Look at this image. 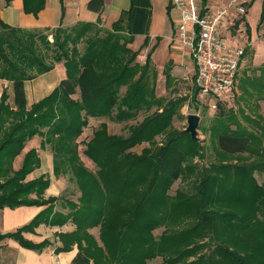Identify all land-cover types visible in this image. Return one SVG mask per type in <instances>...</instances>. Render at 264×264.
<instances>
[{
	"label": "trees",
	"instance_id": "1",
	"mask_svg": "<svg viewBox=\"0 0 264 264\" xmlns=\"http://www.w3.org/2000/svg\"><path fill=\"white\" fill-rule=\"evenodd\" d=\"M90 3L95 8L103 4L102 0ZM23 5L25 12L38 16L46 0H23ZM128 17L123 13L110 28L81 21L71 27L38 29L10 25L0 16V78L11 81L15 92V105L9 102L7 89L0 96V208L44 206L28 223L0 231V254L3 241L12 238L37 251L57 241L56 252L77 245L70 264H146L157 254L171 255L170 264H264V182L254 175L264 169V118L257 114V106L253 115L243 110L238 115L220 103L208 134L226 159L202 168L195 164L200 166L194 193L189 197L177 193L170 199L171 184L184 174L191 159H202L204 144L186 126L174 124V117L183 116L187 96L156 93L154 47L144 62L137 60L149 39L138 50L128 45L134 40ZM263 18L264 0L260 21ZM250 29L246 23L247 32ZM81 41L83 50L78 46ZM57 62L65 64L67 77L29 106L26 81L50 71ZM168 62L169 86L175 77ZM258 69L261 76H244L241 81L249 107L253 99H264V65ZM197 95L193 88V100ZM140 111L149 112L130 125L126 135L111 133L105 122L94 129L84 149L98 168L91 171L80 157L78 141L90 117L121 122ZM37 135L42 137L40 147L49 146L53 152L54 174H71L76 182L80 190L76 200L46 196L51 181L45 174L27 178L41 165L37 147L27 150L16 168L17 156ZM144 141L149 145L140 153L131 150ZM246 152L254 157L253 163L242 156ZM59 202L62 209L57 208ZM188 208L194 218L189 223L184 216L178 218L185 226L169 231L167 226L159 237L151 233ZM68 223L75 228L56 230L53 240L25 236L37 233L41 224ZM96 226L99 240L90 232ZM199 251L198 257L189 259Z\"/></svg>",
	"mask_w": 264,
	"mask_h": 264
},
{
	"label": "crops",
	"instance_id": "2",
	"mask_svg": "<svg viewBox=\"0 0 264 264\" xmlns=\"http://www.w3.org/2000/svg\"><path fill=\"white\" fill-rule=\"evenodd\" d=\"M90 1L91 0H46L45 8L38 16H35L33 13L25 12L23 0H12L9 4L6 0H0V16L10 25L25 28L45 29L47 27H56L59 24H62L64 27H71L81 21L98 23L103 28H110L112 23L119 19L123 13H126V16L127 13H129L128 26L130 33L134 36V40L128 44L129 46L132 47L135 45L138 49L143 44L145 38L148 37V44L143 48H147V52H149V50L154 47L151 55L153 62L156 55H162L163 57L168 56V59L164 61L162 65L165 69V66L168 63L167 61L171 60V73L175 77V80L178 79L179 76L173 71L178 68L180 73V66L185 60L188 62L191 61L192 65V60L187 51H185V49L175 40V26L179 20V10L173 7L170 0H102L103 4L99 8H95V5L91 6ZM200 1H203V3L207 4L210 8H216L218 6L228 5L233 0ZM245 2L248 4V7L242 4ZM234 3H241L246 8L244 14H239L236 8H232L231 10L234 18L240 17V15H246L245 22L250 25L252 30L257 32V26L261 18L263 0H234ZM256 9L257 16L254 17L252 16V12ZM260 47L262 48L261 51H264V41L260 44ZM157 66H159V63H157ZM183 72H181L180 76L183 75ZM66 77L67 70L65 64L63 62H57L54 68L50 71L26 81L25 92L29 106L33 102L49 94ZM9 84H11L13 88H9L8 90ZM4 89H7L9 93V101L11 98L14 99L15 92L13 83L0 78V96ZM13 105H15V103ZM40 144L41 141L39 145L25 147L23 152L18 155L17 158H20L22 163L25 152L32 147H37L41 157V165L29 173L27 178L32 179L43 174L49 176L51 182L45 194L46 196L57 195V189L61 185L58 178L61 176L57 177L54 174L52 150L49 148L42 149ZM40 149L44 151L48 149V151L42 156ZM45 164L46 166L44 167ZM43 207L44 206L23 205L16 208H0V215H3L6 224L5 228L0 229V231H11L28 223L43 209ZM74 226L75 225L72 223H68L62 227H50L41 224L36 229L37 233L26 232L25 236L33 239V237L30 236L38 235L44 228L53 229L54 236L56 230H72L75 228ZM33 240L39 241L36 239ZM6 241L14 242L18 247V250H20V255L15 256V253L9 252L6 254L7 256L4 257ZM3 244L0 254V264H70L78 252L77 246L70 251L56 252L55 247L57 244H60L59 241H57L55 245L48 246L42 251L25 248L12 238L4 240ZM52 246L53 251L49 253L46 252V250ZM23 254L28 255L29 258L31 256V258H28L26 261Z\"/></svg>",
	"mask_w": 264,
	"mask_h": 264
},
{
	"label": "rangeland",
	"instance_id": "3",
	"mask_svg": "<svg viewBox=\"0 0 264 264\" xmlns=\"http://www.w3.org/2000/svg\"><path fill=\"white\" fill-rule=\"evenodd\" d=\"M242 4L245 5L246 7H248V4L246 2L242 3ZM252 16H254V17L257 16V9L252 12ZM245 18H246V15H243V16L240 15V17L235 18L236 20H235L234 24L231 25L227 29V31L225 32V34H226L225 37L229 36L231 38V40L227 39L229 43L236 44V46L237 45L243 46L245 48V54H244L243 60L241 62V67L239 69V80H240L239 91H240V93L236 99V102L234 104L226 106V107L231 108L232 112H235L238 115H240L243 112L253 115V110H255L254 106H257V108H256L257 114L262 116L260 118H264V99H260V100H257V99L254 100L253 99L252 100V106L249 107L246 99L244 98L243 90L241 87V81H242L244 76H249V77H254L257 75L261 76V71H260V69H258V67L264 65V51H261L262 48L260 47V44L264 41V18L262 21L259 22V24L257 26V32H255L252 29H250V31L247 32ZM49 37L51 40L53 39L52 35H50ZM255 41H256V43H255ZM84 44H85L84 41H81L78 43V46L81 50H83ZM132 47H133V49L135 48L136 50L139 49V48L137 49L136 48L137 46H135V45ZM146 52H147V48L141 49L137 60H139L140 62H144L145 58H146ZM167 59H168V56L163 57L162 55H156L155 60H154L155 63L153 62V66H154V68H156V70L158 72L157 79H156V93L158 95H162V96H166V97H168V96L169 97H171V96L172 97L187 96V100H186L184 106L181 108V113L183 116L174 117V124L177 127L187 126V115L189 113H192V112L199 114L201 116L200 124L198 127L199 139L200 140L202 139L203 140L202 143L204 144L203 149H202L203 150L202 159H200V157H198V156L191 159L187 165V170L184 172V174H182V176L180 178H178L177 180H175L171 184V187L169 188L168 192L170 195L169 196L170 199L171 198L173 199L174 197H172V196H174L177 193L178 194L180 193V194L184 195L185 197H189L192 193H194L195 186H196L197 182L199 181V176H198L199 168L198 167L200 165L202 168V166L205 164L208 165L211 162H217V161H220V159H226V158H225L223 152L220 151L216 147L215 143L212 142V140H211V138H209V134H208L209 133V131H208L209 127L212 124V121L214 119L216 111L209 108L210 106H207L206 104H204V100H206V97L204 95H199V97H197L196 100H193V97H192L193 88L190 84V80L184 78V74L187 70V67L191 65V61L188 62L185 60L181 64L182 67L180 66V73H179L178 68L173 71L174 73H177V75L179 77H178V79L174 80V82H172V85L168 86L166 83L165 69L163 68V65H162L164 63V61H166ZM157 63H159V66H157ZM168 63H167V65H168ZM183 70H184V72H183ZM181 72H183L182 76H180ZM9 88H13L11 84H9L8 90H9ZM122 92H124V88L122 89ZM74 96H77V94H75ZM9 102H11L12 104L15 103L13 98H11ZM241 110H243V112H241ZM148 112L149 111H140L139 114L135 118L130 119V120H124L121 122L112 120L108 116L90 117L89 124L84 128L83 133L78 138L79 153H80V157H81L82 161L84 162V164L93 172H95L98 169L95 162L93 160H91L84 153V149H85V142L88 141L92 137L94 129H96L102 122H105L107 124L108 130L111 133L126 135L129 131V126L136 124L137 122L141 121L144 118V116L146 114H148ZM259 120H261V119H259ZM262 121H263L262 123H264V119H262ZM41 139H42V137L37 135L32 140H30V142L27 143L26 148L29 147L30 145H39ZM148 145H149V143L144 141L139 145H134L133 147H131V150L140 153L142 151V149ZM47 148L50 149L49 146ZM47 151H48V149L46 151L40 149L42 156H44ZM242 156H244V158L246 159L247 162L253 163L252 161L254 160V157L252 155H250L249 153H247V152L243 153ZM197 163L200 164L198 167L195 166V164H197ZM20 164H21L20 158H17V160L15 161V166L19 167ZM45 166H46V164L44 165V167ZM70 175L71 174L61 175V177L58 178L59 179L58 181L61 183V185L57 189L56 193H57V195H62V197H66V198L76 200L80 194V190H79L76 182L72 181L70 179ZM254 175L259 182H264V169L260 168V170H255ZM57 208H59V209L63 208L61 202L58 203ZM190 210L191 209L188 208V210L180 211L174 217L168 218L167 219V220H169L168 223L151 229V233L154 236L159 237L163 233V231L167 228V226H168V229H167L168 231L170 230L169 227L174 229V228L178 227L179 225L185 226V224H187V223H181V221L178 218L184 216V219L187 218L186 222L189 223L194 218L193 213L192 214H191V212L189 213ZM179 223H181V224H179ZM5 226H6L5 219H4L3 215L1 214L0 215V229H4ZM53 231H54L53 229L44 228L38 235H34V236H30V237H33V239H36V240H40V239L42 240L46 236L51 238V239H54ZM64 231H70V230H64ZM90 232L94 236H96L97 239L99 240L98 237H99L100 231H99V228L97 226L91 228ZM75 246H77V245H74V247ZM77 248H78V246H77ZM19 251L20 250H18V247L16 246V244L14 242L6 241L4 257H6L7 256L6 254H8L9 252L15 253V256H18V255H20ZM52 251H53V246L46 250V252H48V253L52 252ZM201 251L196 252L194 255L190 256L189 259L192 260L195 257H198V255L201 253ZM204 251H207V248H205ZM76 255H77V253H76ZM26 256H27V258H26ZM170 256L171 255H169V254H165V255L157 254L154 257L149 258L147 260L146 264H170L169 261L167 260V258H169ZM23 257L26 259V261L29 258V256L26 254H23ZM30 258H31V256H30ZM91 263L92 262H90L89 264H91ZM180 264H182V263H180Z\"/></svg>",
	"mask_w": 264,
	"mask_h": 264
},
{
	"label": "built area",
	"instance_id": "4",
	"mask_svg": "<svg viewBox=\"0 0 264 264\" xmlns=\"http://www.w3.org/2000/svg\"><path fill=\"white\" fill-rule=\"evenodd\" d=\"M179 10L175 26V40L187 51L192 65L187 67L185 79L190 80L198 95H204V104L217 110L220 103L229 106L239 96V69L245 48L231 44L225 37L234 24L232 8L244 14L241 3L210 8L200 0H170Z\"/></svg>",
	"mask_w": 264,
	"mask_h": 264
},
{
	"label": "water",
	"instance_id": "5",
	"mask_svg": "<svg viewBox=\"0 0 264 264\" xmlns=\"http://www.w3.org/2000/svg\"><path fill=\"white\" fill-rule=\"evenodd\" d=\"M201 116L197 113H189L187 115V126L185 130L191 134L193 138H199V124Z\"/></svg>",
	"mask_w": 264,
	"mask_h": 264
}]
</instances>
